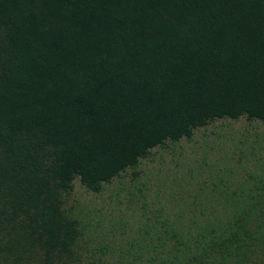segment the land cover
I'll list each match as a JSON object with an SVG mask.
<instances>
[{"label": "trees", "instance_id": "trees-1", "mask_svg": "<svg viewBox=\"0 0 264 264\" xmlns=\"http://www.w3.org/2000/svg\"><path fill=\"white\" fill-rule=\"evenodd\" d=\"M241 119L264 125V0H0V264H264V164L159 185L130 242L68 198L142 191L155 149Z\"/></svg>", "mask_w": 264, "mask_h": 264}, {"label": "rangeland", "instance_id": "rangeland-1", "mask_svg": "<svg viewBox=\"0 0 264 264\" xmlns=\"http://www.w3.org/2000/svg\"><path fill=\"white\" fill-rule=\"evenodd\" d=\"M183 144L181 149L178 146L171 150L160 148L154 150V156L140 169L142 174L139 181L145 183L142 191L132 184V173L106 186L101 194L88 192L77 182L74 191L68 197L70 204L74 206V212L84 211V216L88 217L86 218L89 221L88 224H92L93 227H102L97 234L102 236L101 242L108 243L112 236L109 234L106 238L105 232L108 233L115 224L125 222V225L131 220L127 229L135 227L134 225L143 214L144 202V200H137L145 196L150 201L158 198L156 193L159 185L168 193L175 192L178 183L182 184L184 190L188 185L183 183L184 179L181 178L189 180L191 173L195 178L230 176V178L233 177L231 180L233 182L235 179L244 177L245 172L255 164H264V125L248 122L245 119L217 121L198 130L193 141ZM172 157L180 163L183 160L187 168L181 167L176 171L171 168L170 171ZM173 180L178 183L172 186ZM189 184L195 183L189 182ZM131 201H134V204L130 206L128 204ZM136 217L139 218L133 221ZM133 235L134 232L130 230L126 240L128 242L133 240Z\"/></svg>", "mask_w": 264, "mask_h": 264}]
</instances>
